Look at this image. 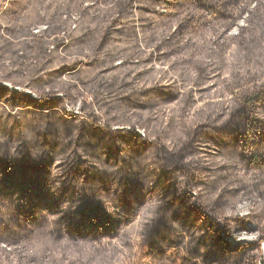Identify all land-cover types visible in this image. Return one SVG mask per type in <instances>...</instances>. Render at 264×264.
Returning <instances> with one entry per match:
<instances>
[{
	"label": "trees",
	"instance_id": "16d2710c",
	"mask_svg": "<svg viewBox=\"0 0 264 264\" xmlns=\"http://www.w3.org/2000/svg\"><path fill=\"white\" fill-rule=\"evenodd\" d=\"M6 63L0 264H264V0H0Z\"/></svg>",
	"mask_w": 264,
	"mask_h": 264
},
{
	"label": "rangeland",
	"instance_id": "374dc122",
	"mask_svg": "<svg viewBox=\"0 0 264 264\" xmlns=\"http://www.w3.org/2000/svg\"><path fill=\"white\" fill-rule=\"evenodd\" d=\"M38 5H39V3L32 1L29 6L27 5L26 7H24L22 12H21V18L28 20L32 24L35 23L36 19H37L36 15H37V10H38ZM8 65L9 64H7V63L4 66L0 64V81H2V79L4 77L10 75L9 73L11 72V70H10V68H8ZM249 209H250V203L243 202V203L237 205L233 212H228V213L245 215V214H247ZM232 238L235 240H238V242H251L256 238V235L253 232L239 231V232H236ZM118 246H119V244L115 245L114 247L119 249ZM30 250L33 251V249H29V251ZM39 251H41V250H39ZM89 251L92 252V250H89ZM121 251H122V249L120 250V253H121ZM45 255H43V256H45ZM118 256H120V255H118ZM57 262L59 263V261H57Z\"/></svg>",
	"mask_w": 264,
	"mask_h": 264
},
{
	"label": "water",
	"instance_id": "95a60500",
	"mask_svg": "<svg viewBox=\"0 0 264 264\" xmlns=\"http://www.w3.org/2000/svg\"><path fill=\"white\" fill-rule=\"evenodd\" d=\"M234 242H238L237 240H234Z\"/></svg>",
	"mask_w": 264,
	"mask_h": 264
}]
</instances>
